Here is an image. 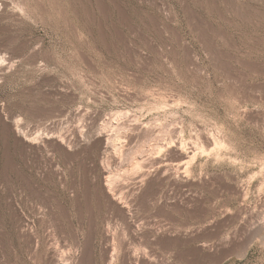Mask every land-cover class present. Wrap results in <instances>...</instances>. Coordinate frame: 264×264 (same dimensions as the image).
<instances>
[{
  "label": "rangeland",
  "instance_id": "1",
  "mask_svg": "<svg viewBox=\"0 0 264 264\" xmlns=\"http://www.w3.org/2000/svg\"><path fill=\"white\" fill-rule=\"evenodd\" d=\"M0 57V264H264V0H0ZM118 110L154 154L197 153L196 204L163 207L169 181L107 204L91 168Z\"/></svg>",
  "mask_w": 264,
  "mask_h": 264
},
{
  "label": "bare ground",
  "instance_id": "2",
  "mask_svg": "<svg viewBox=\"0 0 264 264\" xmlns=\"http://www.w3.org/2000/svg\"><path fill=\"white\" fill-rule=\"evenodd\" d=\"M2 58L3 57H0L1 61L3 60ZM165 103H169V102H165ZM131 116L130 115L127 116L126 114H124L120 111L116 112V113L114 112L113 116H112V117H114V119L111 118V120L110 119L104 120V122L102 124V127H103L102 129H104V130L101 132L98 130L99 132H98V135L96 137L97 138L96 139L97 144L100 147V150H101V153L103 156V158H102L103 163L101 166L100 165L98 166L96 164L94 166V168H91V169H93V171H95V173L98 172V174H97L98 182L97 183L101 189V192H102L107 204L112 209L116 210L117 212L123 214L124 216H128V210H130L133 205L135 206L137 203H138L137 205H139V203L144 204L145 202H147L148 198L151 196H154V194H155L154 197H157L156 196V195H158L157 191H159L158 187L163 185V183H165V181L166 182L169 181V186L171 183V185L174 188V189L173 188H171V189H173V191L175 190L176 192L168 191L169 193L165 192L164 197L162 195V197L164 199L163 200L164 202L162 201L163 207H165V206H167L168 208L173 207V208H176L178 210V208L180 209L181 205L184 203L182 200L186 201V203L187 202L192 203V202L199 200V198H200L199 194H197L196 192H192V191H186V190H188L187 187H190V186L193 187L194 186L193 184H195L197 181L196 179L189 176L190 175L189 170L191 167H193V165H192L193 162L197 161L196 160V158L198 156L197 153L195 152L192 156H190V155H188V153L182 151L180 148L175 147L174 150H176V154L174 156L162 157V156H159L157 153L154 154L153 152H154L155 147H157V149H159V148L162 149V147H165V144H167L168 142H166L165 144L164 143L160 144V141H157L156 144H154V145L152 144L153 146L146 148L147 147L146 140H149L150 138H152L155 135V132H156L154 130L155 127L151 128L152 126L141 125L140 124L141 122L140 123L137 122L136 119H134V118L131 119ZM133 116H135V115L133 114ZM11 127H10V125H6V128L8 130L12 129ZM164 128L165 127L163 126L160 131H165ZM20 130H18L17 132H19ZM139 134L143 135V138L145 141H141V142H144L141 145L139 143L140 146H138V148H139L138 151H136V150L133 151V148H131L132 143L139 137ZM210 134L205 133L202 137V140H200L202 149L204 151L209 152V153H215L216 155L220 156L221 151L225 148L224 147L225 140L222 136H220V134H218L217 136H212ZM157 138H159V137H157ZM200 139H201V137H200ZM38 140H39V138H38ZM158 140H160V139H158ZM174 141H175V139H174ZM73 153H74V151H73ZM122 176H125V177H122ZM203 179L199 180L198 182L202 183ZM131 182H134V185H132ZM169 190H170V187H169ZM237 191L239 193L243 194L244 188L237 187ZM154 197H151V198L156 199ZM154 201H156V200H154ZM185 204H183V206ZM195 204H196V202H195ZM197 205H198V203H197ZM100 206H102V205H100ZM195 210H197V209H195ZM193 211H194V209H193ZM169 215H171V214H169ZM30 231L28 228L24 229V234L27 237H29L30 239H32L35 236L32 237V234H31L32 232L30 233ZM107 233H109V232H107ZM33 241H35V240H33ZM33 241H31V242H33ZM89 241H90V239H89ZM105 252H108V256H109V252H111V250H109L107 248L105 250ZM131 252L129 250H126L124 252V254L122 255V261L125 264H132V261L130 262V259L133 260L135 258H138V259L140 258V260H141L142 256L136 257L135 255H132ZM48 254H49L50 264H61L62 262H64L63 261L64 255L62 256V254H60L58 250L52 249L49 251ZM114 257H112V258H114ZM145 257H147V256H145ZM143 258H144V256H143ZM143 258H142V260L145 261V259H143ZM64 260H67V259H64ZM108 264H112V262L110 261Z\"/></svg>",
  "mask_w": 264,
  "mask_h": 264
}]
</instances>
